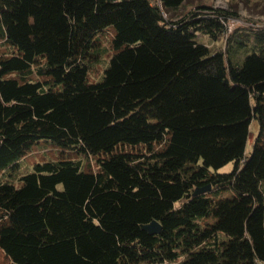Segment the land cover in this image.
Segmentation results:
<instances>
[{"label": "trees", "instance_id": "1", "mask_svg": "<svg viewBox=\"0 0 264 264\" xmlns=\"http://www.w3.org/2000/svg\"><path fill=\"white\" fill-rule=\"evenodd\" d=\"M184 1L0 0V176L62 147L0 181V264H264V22Z\"/></svg>", "mask_w": 264, "mask_h": 264}, {"label": "rangeland", "instance_id": "2", "mask_svg": "<svg viewBox=\"0 0 264 264\" xmlns=\"http://www.w3.org/2000/svg\"><path fill=\"white\" fill-rule=\"evenodd\" d=\"M212 6L218 7L222 9H234L237 12V16L234 19H231L227 22V34H230L234 29L249 26L254 23L264 22V0H256L248 5H244L242 2L238 0H185L175 11L167 12L164 14L169 20H177L187 12L196 10L197 6ZM110 36L103 35L101 40V48H100V58L99 60L93 64L92 68L88 72V82L96 83L98 82L102 75L103 70L106 68L108 64V60L111 57L113 50L108 47ZM195 40L198 43L206 45L211 52L217 50H224L225 48V40L224 38L219 39L218 41H212L207 36L202 34H196ZM230 51L227 55L234 62L240 64L243 57L249 50H241L239 45H233L229 49ZM259 131V123L256 120H253L251 123V132L247 141V151L251 146V142L254 135H257ZM62 148L59 144H56L49 140H39L31 145L28 155L26 158L22 159L19 164L7 171H5L0 176V181H7L15 184L16 186L20 185L19 178L31 172L33 164L38 163L40 161L54 159L57 154V150ZM232 168V163L226 164L224 167L220 168L218 171H229ZM216 197H230L232 194L230 191L226 190L223 192H217L213 194ZM213 222V219H208L206 224H210ZM204 225V224H203ZM178 264V263H175Z\"/></svg>", "mask_w": 264, "mask_h": 264}, {"label": "water", "instance_id": "3", "mask_svg": "<svg viewBox=\"0 0 264 264\" xmlns=\"http://www.w3.org/2000/svg\"><path fill=\"white\" fill-rule=\"evenodd\" d=\"M210 190V186L196 188L193 192L194 195L205 193ZM143 229L149 234H157L160 232V224L156 220H152L149 223L143 225Z\"/></svg>", "mask_w": 264, "mask_h": 264}]
</instances>
